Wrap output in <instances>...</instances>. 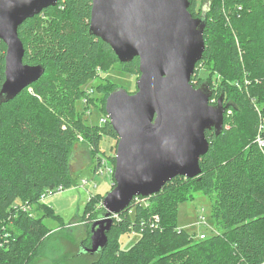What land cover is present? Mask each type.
Here are the masks:
<instances>
[{"label": "trees", "instance_id": "trees-1", "mask_svg": "<svg viewBox=\"0 0 264 264\" xmlns=\"http://www.w3.org/2000/svg\"><path fill=\"white\" fill-rule=\"evenodd\" d=\"M91 9L92 0H58L18 28L24 62L45 71L15 97L0 100V264H31L46 247L50 228L38 210L47 216L42 198L75 185L77 145L85 141L96 150L103 134L118 140L108 118L102 126L90 124L76 105L98 70L120 62L90 33ZM189 9L194 16L203 11L196 0ZM206 19V48L191 80L196 87L209 82L211 99L224 95V129L206 131L210 148L200 160L201 175L176 176L148 197L149 206L138 204L132 216L125 209L107 246L89 253L91 264H264V145L258 140L264 139V0H210ZM6 51L0 39V90ZM120 63L140 73L137 57ZM115 88L110 80L96 85L102 104L92 94L84 108L92 102L107 116L106 99ZM198 192L210 199L212 227L204 238L178 230L179 203ZM102 211L87 202L89 229ZM154 215L158 226L151 224ZM133 231L140 239L123 249L119 238ZM90 245L89 236L83 246Z\"/></svg>", "mask_w": 264, "mask_h": 264}, {"label": "water", "instance_id": "water-1", "mask_svg": "<svg viewBox=\"0 0 264 264\" xmlns=\"http://www.w3.org/2000/svg\"><path fill=\"white\" fill-rule=\"evenodd\" d=\"M192 0H92L90 33L106 42L122 63L139 60L137 90L115 88L107 97V118L117 136L115 186L102 198L103 211L90 226L98 253L109 241L113 215L136 195L150 197L176 176L202 173L209 148L207 130L219 135L229 104L213 88L191 82L206 48V11L194 16ZM58 0H0V39L7 45L0 100L8 101L44 73L41 64L24 62L18 34L22 22ZM83 244V243H82Z\"/></svg>", "mask_w": 264, "mask_h": 264}, {"label": "rangeland", "instance_id": "rangeland-1", "mask_svg": "<svg viewBox=\"0 0 264 264\" xmlns=\"http://www.w3.org/2000/svg\"><path fill=\"white\" fill-rule=\"evenodd\" d=\"M198 13L202 8H209L210 0H196ZM198 14V15H199ZM207 76L208 71L201 70ZM140 73L131 71V66L124 67L120 62L113 63L107 70L103 67L98 70L88 88L93 89L101 82L110 80L117 87H123L129 92L137 90V79ZM96 99L102 104V93L94 91ZM78 111L85 110L84 118L90 124L102 126L101 118L105 116L102 110L92 102L84 108L85 101L80 99L76 103ZM85 138V136H84ZM80 139H83L82 135ZM117 139L102 135L98 148L95 150L85 142L77 145L73 154V169H75L76 182L70 188L49 193L42 198V203L50 207L47 211L39 208L38 216L50 228L46 247L31 264H91L95 259L83 248L82 242L89 240V219L91 214H85L87 202H92L103 208L102 198L115 186L113 157L116 153ZM101 159V160H100ZM104 164L101 165L99 160ZM52 210V211H51ZM177 221L179 227H184L190 232H199L205 229L200 225L203 220H211L210 199L198 192L194 200L181 201L178 205ZM112 236L116 231L110 233ZM10 233L5 234L9 238ZM135 231L123 234L119 243L123 249L131 247L140 239ZM0 237V243H3ZM83 252V253H81Z\"/></svg>", "mask_w": 264, "mask_h": 264}, {"label": "built area", "instance_id": "built-area-1", "mask_svg": "<svg viewBox=\"0 0 264 264\" xmlns=\"http://www.w3.org/2000/svg\"><path fill=\"white\" fill-rule=\"evenodd\" d=\"M191 82L193 83V85H194V83H196L195 80H193V81L191 80ZM85 90H86L87 96H86V98H84L83 100H84L85 102H88V96H91V95L94 93V88H93V89H90V88H88V86H86V87H85ZM211 102H212V103H216L217 100H216L215 98H212V99H211ZM106 119H107V116H106V115H105L104 117L101 118V123H102V125L106 122ZM258 140H259V143H260L261 145H264V139L259 138ZM100 160H101V159H100ZM100 160H99V163H100L101 165H103V164H104L103 159H102V162H101ZM138 204L143 205V206H146V207L149 206V200H148V197H144V196H141V195H136V196H134V198H133L132 201L130 202L129 206L125 208V209H127V211H128V215H129V216L134 215L135 208L138 206ZM125 209H124V210H125ZM124 210H123V211H124ZM123 211H122V212H123ZM122 212L119 213V214H115V215H113V219H115V218H119V217L122 215ZM140 221H143V220H140ZM142 224H144V222H142ZM151 224L154 225V226H158V225H159V217H158L157 215H154V216H153V219H152V223H151ZM200 225L204 226L205 229L200 230L199 232H197V233H196V236L199 237V238H204V237L206 236V230H207V228H208V227H212V225H211L210 222L207 221V220H203V221H201ZM183 228H184V227H178V230H181V229H183ZM213 230H215V232H217V229H213Z\"/></svg>", "mask_w": 264, "mask_h": 264}, {"label": "flooded vegetation", "instance_id": "flooded-vegetation-1", "mask_svg": "<svg viewBox=\"0 0 264 264\" xmlns=\"http://www.w3.org/2000/svg\"><path fill=\"white\" fill-rule=\"evenodd\" d=\"M85 247H86V246H83L84 249H85ZM88 253H90V252H88ZM91 254H92V253H91Z\"/></svg>", "mask_w": 264, "mask_h": 264}]
</instances>
